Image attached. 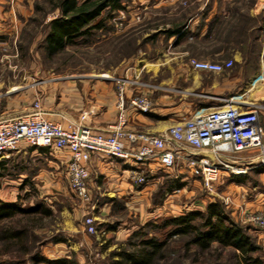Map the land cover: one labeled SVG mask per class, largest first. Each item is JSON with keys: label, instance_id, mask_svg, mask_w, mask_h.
I'll list each match as a JSON object with an SVG mask.
<instances>
[{"label": "crops", "instance_id": "1", "mask_svg": "<svg viewBox=\"0 0 264 264\" xmlns=\"http://www.w3.org/2000/svg\"><path fill=\"white\" fill-rule=\"evenodd\" d=\"M124 2L126 9L114 11L116 21L127 22L124 11L130 10V24L163 13L169 14L172 18L165 26L151 30H161L159 34L183 22V36L179 40L178 34L163 35L170 43L184 42L182 50L186 52H174V56L164 59L158 54L148 58L144 52H134L122 57L120 64L106 71L59 73L33 85L14 86L4 95L0 94V115L26 113L39 98L45 116L52 121L62 124L80 121L85 113L86 125L96 132H108L118 118V86L115 77L119 76L131 79L139 77V80L159 86L127 84L126 128L134 132L166 134L173 124L198 109L219 103V99L215 98L217 96H232L239 104H264V51L241 52L230 45L215 48L211 42L213 50L217 52H187V31L194 34L193 40H198L200 45L206 47L209 39L214 40V33L225 36L224 40H237L238 32L234 31L233 26L238 23L240 15L247 13L248 16H256L249 4L245 8V4L230 0H198L192 16H187V0ZM213 22L218 27H224L211 30ZM188 54L197 58H234L236 65L229 70L216 72L197 69L188 62L173 63L174 58L187 57ZM134 57L136 64L129 66L128 62ZM177 83L187 88L186 100L177 97L179 93L174 89ZM140 91L152 95L153 107L148 112L137 110L129 104L130 97ZM260 115L264 129V107L260 109ZM126 146L134 150L138 142L126 140ZM188 153L214 158L209 149L197 150L185 145L173 167L166 168L157 159L146 162L144 167L150 179L145 184H139L130 174V169L138 165L132 158L93 151L88 161L91 200L86 203L78 197L75 200L73 196L76 195L69 186V148L37 146L22 140L18 149L0 155V199L7 202L24 200L31 204L43 200L52 206L54 214H59L61 224L57 230L63 233L64 239L45 242L42 253L53 261L39 264H63L59 263L60 259L72 256L81 264H96L98 258L106 257L107 249L119 247V243L113 241L121 239L122 243L148 220L181 213L178 209L181 197L187 195V187L203 180L201 174L188 167ZM222 157L246 168L245 172L221 170L214 183L222 195L232 200L234 212L240 214L244 210H264V151L259 147H251L224 153ZM191 178L194 182L189 181ZM155 197H161L162 200L155 201ZM87 213L95 216L96 232H89L86 228Z\"/></svg>", "mask_w": 264, "mask_h": 264}, {"label": "built area", "instance_id": "2", "mask_svg": "<svg viewBox=\"0 0 264 264\" xmlns=\"http://www.w3.org/2000/svg\"><path fill=\"white\" fill-rule=\"evenodd\" d=\"M116 26L122 29L125 23L118 20ZM189 63L197 69L223 72L233 67L234 59L191 57ZM138 78L115 77L119 112L117 121L111 125L108 132H96L86 125L85 113L80 121L67 124L52 121L45 116L39 98L26 113L0 115V155L18 149L22 140L37 146L69 148V186L80 200L89 203L91 195L88 185V161L93 151L132 158L138 165L130 169V174L135 183L145 184L150 175L144 164L150 159H157L164 167L169 168L176 164L177 156L185 145L197 150L209 149L214 158L198 153L186 154L188 167L202 175L208 188L213 186L221 170L246 171L245 167L225 160L222 154L251 147H259L264 151V129L260 115L264 104H239L232 96L215 97L219 99V103L198 109L173 124L166 134L128 130L127 84L140 83L159 87ZM129 104L137 110L148 112L153 107V98L149 93L140 91L130 97ZM126 140L138 142V147L134 150L128 149ZM225 202L228 204L232 200L226 198ZM242 215L243 220L264 227V210H244ZM85 223L89 232L97 231L96 219L92 213H87Z\"/></svg>", "mask_w": 264, "mask_h": 264}, {"label": "trees", "instance_id": "3", "mask_svg": "<svg viewBox=\"0 0 264 264\" xmlns=\"http://www.w3.org/2000/svg\"><path fill=\"white\" fill-rule=\"evenodd\" d=\"M49 1L51 9H57L59 14L47 23L43 38L46 52H58L68 45L83 42L89 44L102 39L115 30L114 11L126 9L125 0ZM240 17L243 19L239 18L233 29L238 32L236 41L243 49L247 39L245 34L249 32L252 25H255L257 17L248 16L247 13H242ZM261 18L262 24L259 30L262 32L264 16ZM183 27V22H179L163 33L178 34L179 40L183 36ZM223 27L224 25L218 27L213 22L211 30ZM160 31L144 37V42L158 35ZM128 32L130 31L115 34L114 37L122 44L123 57L135 52L138 46L136 37ZM227 41L230 40L227 39ZM218 42L220 41L217 39V44L214 43L215 48L226 44H223L224 42L218 44ZM156 200L161 201L162 198L155 197ZM53 215L54 209L43 200H37L31 204L24 203L22 200L7 202L0 199V264H39L42 261H53L43 255L42 245L49 240L64 239L63 233L57 232L56 235L48 239L41 238L40 241L33 239L34 228L45 226L43 222L45 218ZM173 239H178L185 251L194 246L205 256L213 252V244L217 243L216 248L220 250V254L209 255V258L202 263L192 260L194 264H225L224 261L219 262L222 251L220 248L232 249L235 262L238 264H264L260 256L254 255L263 246L250 233L249 225L236 220L232 210L219 199L209 201L203 209L185 210L181 214L148 220L122 242L119 248L112 250V264H159L162 260L167 261L171 259L168 256L169 253L170 255L174 253L170 247ZM208 251H210L209 254ZM194 256L198 259L197 254ZM59 263L81 264L74 256L62 258ZM179 264H183L181 258Z\"/></svg>", "mask_w": 264, "mask_h": 264}, {"label": "rangeland", "instance_id": "4", "mask_svg": "<svg viewBox=\"0 0 264 264\" xmlns=\"http://www.w3.org/2000/svg\"><path fill=\"white\" fill-rule=\"evenodd\" d=\"M196 1L198 0H187V16H192L194 13L196 9L194 8ZM230 1L243 3L245 4V8L249 4L251 10L254 8V12L257 17V22L255 23L254 29H250V31L245 34L247 39H245L246 42H244L245 46L243 49L241 48L242 46L240 43H238V41L224 40L223 38L225 36L220 33L219 35L214 33V40L209 39L210 41L208 40L209 43L206 47L204 45H200L198 40H193L194 34L187 31V52H217L213 50V44H217V38H219L220 41L218 44H222L221 42H224L223 44L226 43L225 45L234 46L236 49H240L241 52L264 51V32L259 30L260 24H262L261 17L264 16V0ZM39 5L40 7H38ZM124 12L128 20L127 22H124L125 26L122 29L117 28L116 23L118 20L116 21L113 18L115 30L113 33L102 37V39L95 42H90L89 44L83 42L75 45H68L65 49L59 50L58 52H46L43 38L47 30V23L52 18L56 17L59 14V11L57 9H51V2L49 0H0L1 96L14 86L33 85L50 75H57L59 73L72 74L73 72H100L106 71L107 68L112 67L113 65L118 63L120 64L121 60L123 59L122 44H120L117 39H114V37L115 34H122L126 31H130L128 33H131V36L136 37L138 46L135 52H144V55L148 58H151L153 54H158L160 55V58L164 59L174 56V52H186L182 50L185 46L184 42L170 43V41L166 40V37L163 35V33L155 35V37L150 38L145 42L143 40L144 37L153 33L151 31L153 28L165 26V24L172 18L169 14L163 13L159 16L147 18L143 22L130 24L132 19V11L130 10ZM150 12L151 11L149 10V13ZM254 35L256 36L255 38ZM258 39L261 45L258 42ZM255 40L257 41L255 42ZM211 42L213 44H211ZM209 44H211V46ZM191 57L195 56L189 54L187 57L179 56L173 59V63L176 65L187 62L189 63V58ZM201 59L221 60L226 58L206 57ZM135 64L136 57L132 58L130 62H128L129 66H133ZM235 65L236 61L234 59L233 67ZM180 85L183 84L177 83V87H174L176 92L179 93L177 97L180 98V100H186L187 88L182 86L180 87ZM189 181L194 182L193 178H191ZM189 181L187 183H191ZM202 181H197L196 183H192L187 187V195H185V197H181V206H179L180 209H178V211L180 210L181 213H183L185 210L196 208L203 209L209 201L217 199L221 200L230 210H232V214L236 220L249 225L250 233L254 236L257 242L263 246V248L254 253V255L260 256L264 261V227H260L254 223L243 220V212L240 214H236L234 212V209L231 206L232 203L227 204L225 202L228 196L222 195L221 191H219L220 188L215 187V184H213L211 188H208L205 182ZM20 194L22 196L24 195L22 192ZM73 198L76 200L77 196H73ZM22 202L27 203L28 201L22 200ZM43 222L45 226L34 228V240L39 239L40 241L41 238L45 239V237L48 239L49 237L56 235L57 232H60L57 230L61 224V218L59 214H54L52 217H47ZM121 241L122 240L120 239L113 242L119 243L117 246H120L122 244L120 243ZM213 245V252L210 253V251H208L210 256L212 254H220V250L216 248L217 243H214ZM170 247L174 251V253L171 255L169 253L168 255L171 259L167 261L162 260L159 264H179L180 258L183 264H194L192 263V260L202 263L209 258V255L205 256L201 251L196 250L194 246L190 250L187 249V251H185L184 246H182L178 239H173L171 241ZM114 249L116 248L107 249V253L105 254L106 257L104 256L105 258H98L96 264H112L111 252ZM220 249L222 251L221 256L219 257V262L224 261L225 264H238L235 262L236 259L232 249ZM196 254L198 259H195L194 255Z\"/></svg>", "mask_w": 264, "mask_h": 264}]
</instances>
